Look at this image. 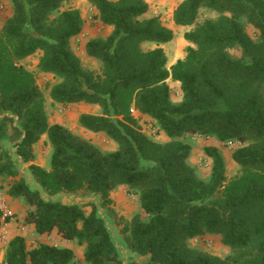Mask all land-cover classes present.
I'll use <instances>...</instances> for the list:
<instances>
[{"label": "trees", "instance_id": "obj_1", "mask_svg": "<svg viewBox=\"0 0 264 264\" xmlns=\"http://www.w3.org/2000/svg\"><path fill=\"white\" fill-rule=\"evenodd\" d=\"M9 1L12 13L0 25V112L16 118L23 139L12 143L9 121L0 117V181L10 182L8 199L27 207L23 225L37 236L56 233L77 243L83 258L57 245L30 248L19 235L9 241L5 263L125 264L123 244L126 264H264V0L184 1L176 26L194 25L202 9L219 18L185 34L195 47L170 69L164 49L142 47L174 39L158 17L145 18L144 0H88L100 24L112 29L85 46L86 56L101 64L98 73L85 70L73 50L85 21L80 10L64 9L72 0ZM34 56L39 72L59 80L50 89L53 102L99 108V114H82L79 126L105 135L117 150L103 152L50 123L36 77L21 64ZM169 79L181 85L178 103ZM142 119L169 141L151 139ZM188 136L238 143L232 153L238 174L228 179L222 152L209 146L211 173L199 177ZM39 144L49 147L50 170L31 164L25 177L20 164L35 160ZM121 187L139 198L145 216L124 223L116 239L104 212ZM79 193L98 198L89 212L63 203L62 197ZM1 228L0 218V235ZM209 236L231 249L227 259L190 247Z\"/></svg>", "mask_w": 264, "mask_h": 264}, {"label": "rangeland", "instance_id": "obj_2", "mask_svg": "<svg viewBox=\"0 0 264 264\" xmlns=\"http://www.w3.org/2000/svg\"><path fill=\"white\" fill-rule=\"evenodd\" d=\"M149 5V12L145 16V18H153L158 17L163 25L172 24L174 22V14L177 8L186 0H144ZM0 4L3 5L2 11H0V25L6 21L7 18L10 17L12 13V5L9 0H0ZM73 4H77L83 9L84 17L82 18L85 21V29L84 31L73 39L72 47L76 55L80 58L82 66L87 71H93L95 73L100 72L101 64L93 59H90L86 56L85 46L87 42L91 39L102 38L109 35L112 32L111 28L104 27L95 17V10L90 5L88 0H72L68 5H65L64 9L72 8ZM82 15V12H81ZM219 18V14L207 9H202L199 14V18L197 22L192 26H187V33L193 32L197 29V27L203 24L207 20H216ZM175 23V22H174ZM246 32L249 33L252 37L255 38V31L251 26H246ZM186 33V34H187ZM182 34L178 32L176 35V39L172 44L167 46L169 53L174 48L180 50L181 53L187 54V48L194 45L188 43L183 37V41L180 40ZM153 44L145 43L143 44V49L145 51H149L150 47ZM232 55L240 56L239 51H233ZM27 70L32 72L37 80L39 87L41 88L45 101L47 112L49 115V121L51 124H60L74 132L75 134L83 137L84 139L90 141L96 147H98L103 152H113L117 150V145L108 139L103 134H95L89 131L82 129L79 126V118L82 114H99L100 110L97 107H89L85 105H72V106H63L53 102L50 97V89L53 85L59 82L58 79L54 78L51 75L44 74L38 71V57H31L21 63ZM172 100L175 103H178L182 99L181 89L177 87H170ZM138 116V114L136 115ZM1 118H6L4 115L0 113ZM11 120V119H10ZM9 121V120H8ZM140 122L144 125L145 119L140 120ZM11 123V122H10ZM13 124V122H12ZM11 124V125H12ZM15 129V128H14ZM18 133V132H17ZM151 139L158 142H168L169 139L163 133H158L156 137H152ZM185 142L190 144L193 148V153L190 158V162L194 165L198 171L199 177L203 179H207L211 173L212 169V161L206 157L204 150L206 147L214 146L217 144L219 146L220 151L222 152L226 165H227V175L228 179H232L239 172V167L232 160V153L240 147V145L236 142H227L225 144L216 142L213 139L203 138V137H192L188 136L185 139ZM40 148L38 150V157L36 158L38 161V166L43 167L46 170H50V150L49 147L44 144H40ZM21 163V162H20ZM29 164H20V173L21 175L27 177L29 173ZM11 181V180H10ZM10 182H1L0 187L1 191L6 195V190L9 188ZM112 194H116L112 203L108 206V211L104 212V214L108 215L107 222L110 226V230L113 232V235L116 239H118L119 231L124 226V223L130 222L134 217L138 215H143V210L140 205L139 198L135 195H132L127 188L121 187L112 192ZM17 203V205H21L20 200H13ZM62 201L65 204H79L87 212L91 210L90 204L97 203L98 198L94 196H87L83 193L67 195L62 197ZM103 213V209L100 210ZM17 217V216H16ZM16 232L13 233L12 229L10 231L9 241L19 236L16 234L18 230L23 227L21 221L17 219ZM14 229V228H13ZM62 238L59 237L56 233L49 236H34L32 233L27 234V243L30 248L35 247L41 243L51 244L61 246ZM62 241V240H61ZM73 249L76 253L77 259L81 260L83 258V248L78 246L77 243L72 242ZM8 246V245H7ZM7 246H2L0 251V255L3 253L5 255V250ZM122 249V254L125 258V264L127 263L130 254L126 250L123 244L120 245ZM190 247L203 252L207 255H210L215 258H219L222 260L227 259L231 255V249L225 246L222 242L220 236H209L206 238H197L190 242ZM135 260L137 262L146 261V259L142 257H136Z\"/></svg>", "mask_w": 264, "mask_h": 264}, {"label": "crops", "instance_id": "obj_3", "mask_svg": "<svg viewBox=\"0 0 264 264\" xmlns=\"http://www.w3.org/2000/svg\"><path fill=\"white\" fill-rule=\"evenodd\" d=\"M72 8L73 9L80 10V12H82V16L84 17L83 9H81L80 6H77V4H73L72 5ZM165 26L173 31V33H174V39L170 43L165 44V45H156V44H153L150 47V50H153V49H156V48H162V49H164V51H165V53L167 55V58H168V68L170 69L178 60L184 59L186 57V55L184 53H181L180 50H178L176 48L175 49L173 48L171 50V52L169 53V51L167 49V46H169L170 44H172L174 42V40L176 39V35L178 34V32L180 34H182V37H180L179 43H180L181 40L183 41V37L185 36V34L188 31L186 30L187 27L176 26L174 22L172 24H168V25H165ZM168 84H169L170 87L180 88V86H181L179 82H174L172 79H169L168 80ZM4 116L6 117V121L7 122H8L7 119H9L10 136H11L12 143L20 142L23 139V133L17 129V123H16L17 121H16V118H14L13 116H8V115H4ZM12 122H13V124H12ZM16 130H18V133L16 132ZM40 146H41L40 144L34 146L35 160L33 162L29 163L28 166H30L31 164L40 165V164H38V161H36L37 160L36 158L38 157L37 154H38V150H39ZM214 146L219 148V146L217 144H214ZM115 195L116 194H112L111 193V199L112 200H114ZM8 200H9V204L12 207L13 211L16 213V216H17L16 217V221L18 219L23 224V220H24V217H25L26 212H27V207L23 203H21V205L18 206L17 203L15 201H13L12 199H8ZM16 221L11 226V229H12V232L13 233L16 232V230H15L16 229V226H17V222ZM28 233H30V234L32 233V235L37 236L35 234L34 227H32V226H25V225H23V227H21V229L18 230V232L16 234L21 235V236L27 238V234ZM61 240H60L61 247H66V248H69V249L74 250L73 249V245H71L72 242H68V241H65L63 239H61ZM4 257H5V255L2 253L0 255V264H2L4 262Z\"/></svg>", "mask_w": 264, "mask_h": 264}, {"label": "built area", "instance_id": "obj_4", "mask_svg": "<svg viewBox=\"0 0 264 264\" xmlns=\"http://www.w3.org/2000/svg\"><path fill=\"white\" fill-rule=\"evenodd\" d=\"M3 5L0 4V11H2ZM131 113L137 115L138 112L132 108ZM144 133H146L151 138L156 137L158 134V129L154 127L153 123L147 119L144 122ZM0 218H1V235L0 243L2 246H7L9 243V236L12 224L16 221V213L13 211L9 204L8 197L0 190ZM2 264H6L5 261Z\"/></svg>", "mask_w": 264, "mask_h": 264}]
</instances>
